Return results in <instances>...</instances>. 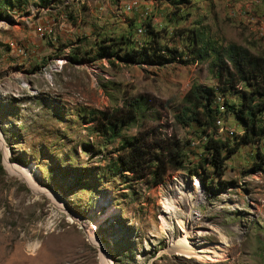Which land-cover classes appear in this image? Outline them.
Wrapping results in <instances>:
<instances>
[{"label": "rangeland", "instance_id": "1", "mask_svg": "<svg viewBox=\"0 0 264 264\" xmlns=\"http://www.w3.org/2000/svg\"><path fill=\"white\" fill-rule=\"evenodd\" d=\"M150 29L174 61L123 60ZM229 45L264 55V0H0V264H264V138L227 155L221 176L210 163L192 173L210 159L208 134L175 118L193 84L213 86L208 132L230 145L243 134L231 108L246 86L217 78ZM135 100L131 124L99 131L101 112ZM134 136L177 145L184 168L158 183L123 170ZM190 222L204 233L184 254Z\"/></svg>", "mask_w": 264, "mask_h": 264}, {"label": "trees", "instance_id": "2", "mask_svg": "<svg viewBox=\"0 0 264 264\" xmlns=\"http://www.w3.org/2000/svg\"><path fill=\"white\" fill-rule=\"evenodd\" d=\"M170 5L189 2L190 0H167ZM153 41L141 44V46L127 49L123 55V60L133 63H149L151 65L164 66L176 58L177 51L162 46L154 30L150 29ZM195 35L194 43L198 44V34ZM129 40V38H128ZM217 50V49H216ZM168 51V54L166 53ZM107 53L113 55L112 51L100 52V56ZM220 69L217 78L227 84L225 90L233 89L239 82L246 86L241 91L242 100L237 107L231 108L238 121L244 126V132L232 145L229 142L215 138L208 132L213 126L214 113L216 108L217 89L213 86H204L199 83L193 84L184 96V105L175 118L180 124L189 125L198 123L203 127L204 133L208 134L205 143L206 150L210 153V159L199 163L196 168L189 169V172L196 173L200 169H206V163H210L214 168V173L221 176L224 171L227 155L237 151L241 145L250 142H259L264 138V55L252 54L247 50L234 45L217 50ZM225 59L224 62H222ZM141 104L138 100L130 102L127 111L121 109L111 113L101 112L99 131L111 134L112 137L118 135L125 125L131 124L140 111ZM224 148L227 154H224ZM123 152L120 154L122 169L138 174H152L156 183L163 180L166 173L184 168L185 152L177 145H157L151 147L146 139L134 136L126 140L122 146ZM264 160V155H263ZM264 162V161H263ZM3 166L0 162V170ZM257 169V166L254 167ZM208 175V174H206ZM208 177V176H207Z\"/></svg>", "mask_w": 264, "mask_h": 264}, {"label": "bare ground", "instance_id": "3", "mask_svg": "<svg viewBox=\"0 0 264 264\" xmlns=\"http://www.w3.org/2000/svg\"><path fill=\"white\" fill-rule=\"evenodd\" d=\"M7 168H8V172L10 174H15L18 176L25 177L24 172L17 165L8 163ZM174 192H175L174 195L177 197V191H174ZM179 192H181V191H179ZM174 202H175L174 197L170 196V195H167L166 199H164L165 206L169 209L174 204ZM179 229L183 232L184 235H182V237H181V239L177 245L180 247L181 251L184 254H190L191 251L187 249V242H191V240L186 239V237L201 236L202 233H204V230H202V228L198 227L195 224V222H190L187 225L180 224ZM214 247H215L214 245H210L207 248H208V250H213ZM194 250H196V249L194 248ZM102 261H103V264H108L105 256H103Z\"/></svg>", "mask_w": 264, "mask_h": 264}, {"label": "built area", "instance_id": "4", "mask_svg": "<svg viewBox=\"0 0 264 264\" xmlns=\"http://www.w3.org/2000/svg\"><path fill=\"white\" fill-rule=\"evenodd\" d=\"M131 7L129 6V9H130Z\"/></svg>", "mask_w": 264, "mask_h": 264}]
</instances>
